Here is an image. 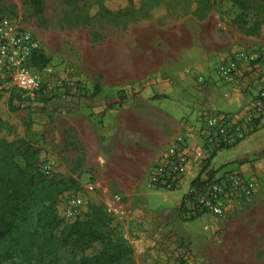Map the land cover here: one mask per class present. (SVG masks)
<instances>
[{
	"label": "rangeland",
	"instance_id": "rangeland-1",
	"mask_svg": "<svg viewBox=\"0 0 264 264\" xmlns=\"http://www.w3.org/2000/svg\"><path fill=\"white\" fill-rule=\"evenodd\" d=\"M38 2L0 0V14L28 30L48 59L37 71L46 86L43 97L2 81L0 140L15 142L14 159L21 166L74 181L54 203L61 221L56 235L83 219L91 202L104 209L114 194L149 190L145 181L158 148L170 137L168 122L185 119L196 100L208 96L233 103L237 97L241 113V88L220 81L215 73L220 62L254 51L263 55L256 65L264 64V0ZM202 49L208 54L198 72L207 77L204 87L197 85L194 65L186 64L195 60L189 52ZM96 82L102 90L90 97ZM163 83L171 88L169 94L160 91ZM162 110L169 116H158ZM72 195L82 204L68 217ZM40 209L29 213V230L36 227ZM180 227L176 247L163 264L184 248L193 264H264V181L224 219L204 214L182 218ZM103 230L121 236L113 223ZM79 258L78 251L64 247L39 260L30 248L1 264H77Z\"/></svg>",
	"mask_w": 264,
	"mask_h": 264
},
{
	"label": "built area",
	"instance_id": "built-area-1",
	"mask_svg": "<svg viewBox=\"0 0 264 264\" xmlns=\"http://www.w3.org/2000/svg\"><path fill=\"white\" fill-rule=\"evenodd\" d=\"M38 48L35 37L20 27L14 17L0 14V77L8 78L12 85L30 96L41 90L46 92L37 70L31 65V58ZM262 56L254 51L234 54L217 65L216 73L222 79L229 80L241 66L251 68ZM197 80L202 83L204 79L199 75ZM262 105L264 88L257 92L256 98L243 115L222 111L206 112L203 115L199 142L191 145L190 135L186 131L172 138L156 157L148 173L146 187L164 191L178 188L189 166L195 162L201 167L198 173L201 183L198 187L191 186L190 183L179 206L180 216L186 221L204 214L216 219L227 217L234 204L252 198L260 187L259 180L235 170L217 173L218 170L211 166V160L223 149L220 146H232L245 136L248 131L247 123L252 117H257L256 113ZM67 202L66 214L74 217L82 199L72 195ZM120 203L119 195L111 196L104 204L105 212L114 215L118 212ZM164 264H193L191 252L184 248L180 255Z\"/></svg>",
	"mask_w": 264,
	"mask_h": 264
},
{
	"label": "crops",
	"instance_id": "crops-1",
	"mask_svg": "<svg viewBox=\"0 0 264 264\" xmlns=\"http://www.w3.org/2000/svg\"><path fill=\"white\" fill-rule=\"evenodd\" d=\"M189 56L191 58L194 57L195 60L187 61L186 64L190 66L194 65L197 70L196 76L200 75L204 79L202 83L198 82L197 85H203L204 87L207 84V77H204L200 73L198 74V72L203 71V61L208 54L202 49L195 53L189 52ZM240 68L241 71L235 73L234 79L220 81L234 90L241 88V115H243L249 107V101L255 97L259 89L264 88V64L255 65L251 68L245 66H241ZM217 77L220 78L218 75ZM175 84L179 85L176 82ZM159 88H161L160 91L166 94H169L171 90L164 83ZM215 95H219L218 90L215 92ZM236 99L238 100L237 97H234L232 103V100L224 101L222 99L223 101H221L207 96L203 100L199 99L195 103H192L189 106L185 119L181 121L178 118L174 120V124L168 122L170 124L168 126L170 128L168 130L170 137L163 146L158 148L154 161L166 144L179 133L185 131L189 133L191 145H196L199 142L198 138L200 137L203 115L206 112L222 111L240 114L238 111L240 102ZM162 114L169 116L163 110L157 113L158 116H162ZM256 115L260 117V120L258 127L254 131L246 133L235 144L221 149L214 155L211 160V166L215 170H218L217 173L235 170L244 176L257 177L259 184L264 181V107L257 111ZM200 168L195 162L189 166L184 179L181 181L182 187L180 189H184L183 192L179 191L180 189L177 191L144 189L131 192L125 190L121 194H114L120 196L121 203L118 212L111 215L112 223L114 226H117L118 230H121L122 238L132 247L135 264H163V261L172 253V248L175 249V241L178 239L177 233L181 228L180 223L182 220L179 206L186 193L185 191L188 189L193 178L199 173ZM255 198L252 199L254 200L253 202H255ZM237 206H240L241 209V202L234 204L229 214ZM235 215L241 216V212Z\"/></svg>",
	"mask_w": 264,
	"mask_h": 264
},
{
	"label": "trees",
	"instance_id": "trees-1",
	"mask_svg": "<svg viewBox=\"0 0 264 264\" xmlns=\"http://www.w3.org/2000/svg\"><path fill=\"white\" fill-rule=\"evenodd\" d=\"M47 63L48 59L36 50L31 58L34 69L39 71ZM5 80L9 81L0 77V90ZM77 86L75 89H78ZM43 89L46 90L45 85ZM101 90V85L96 82L90 97H95ZM40 94L43 97L46 92L41 90L35 95ZM259 120L260 117H252L247 123V133L258 127ZM15 151L14 141L0 140V264L30 248L37 251L40 260L55 256L64 247L78 251L80 258L77 264H135L133 249L126 240L103 230L112 223V218L94 202L90 203L89 213L83 219L64 225L56 235L54 231L60 227L61 221L56 215L54 203L63 191L74 185V181L32 171L27 163L21 166L14 159ZM200 183L198 174L191 181V186L198 187ZM37 206L42 207L36 213L37 225L34 230H29L28 215Z\"/></svg>",
	"mask_w": 264,
	"mask_h": 264
}]
</instances>
